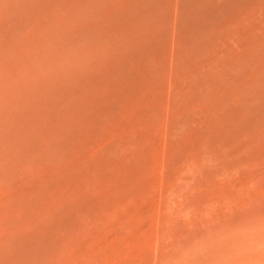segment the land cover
Returning <instances> with one entry per match:
<instances>
[{
	"label": "bare ground",
	"instance_id": "bare-ground-1",
	"mask_svg": "<svg viewBox=\"0 0 264 264\" xmlns=\"http://www.w3.org/2000/svg\"><path fill=\"white\" fill-rule=\"evenodd\" d=\"M0 264H264V0H0Z\"/></svg>",
	"mask_w": 264,
	"mask_h": 264
}]
</instances>
